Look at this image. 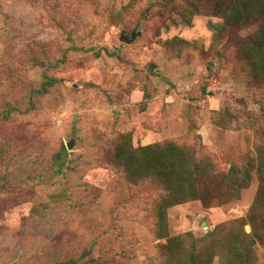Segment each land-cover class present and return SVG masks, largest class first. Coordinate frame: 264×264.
<instances>
[{"label": "rangeland", "instance_id": "rangeland-1", "mask_svg": "<svg viewBox=\"0 0 264 264\" xmlns=\"http://www.w3.org/2000/svg\"><path fill=\"white\" fill-rule=\"evenodd\" d=\"M129 3L0 0V148L10 172L28 163L27 179L13 181L17 193L0 192V264H161L167 238L201 237L247 216L258 188L264 84L246 77L234 56L253 28L216 39L229 0L202 1L190 25L165 0L122 12ZM137 31L133 43L119 42L120 33ZM44 75L56 80L53 87L29 98ZM5 105L19 110L3 118ZM126 133L134 147L174 140L208 157L215 184L232 165L246 164L250 184L227 204L196 199L169 207L167 237L159 238L161 189L132 185L108 162ZM62 146L66 176L53 178ZM57 187L66 193L61 205L33 221L32 207ZM255 250L264 264V248Z\"/></svg>", "mask_w": 264, "mask_h": 264}, {"label": "trees", "instance_id": "trees-1", "mask_svg": "<svg viewBox=\"0 0 264 264\" xmlns=\"http://www.w3.org/2000/svg\"><path fill=\"white\" fill-rule=\"evenodd\" d=\"M139 1L142 0H130L122 12ZM165 1L176 6L183 24L190 25L192 16L200 14V3L208 0ZM221 19L222 22L216 29V39H221L232 31H249L253 28V31L239 40L234 61L243 68L241 70L244 75L255 85H263L264 0H229ZM55 81L53 77L44 75V83L39 90L30 93L29 98H34L35 94L41 96L48 94ZM146 99L147 94L144 101ZM6 108L7 105L1 109L3 118L11 116L12 109L19 110L17 107ZM218 124L223 128L227 127L224 123ZM4 150V147L0 148V164L5 168L4 174L0 175V192L11 189L17 193L15 190L19 187L14 185L13 181L19 178L27 179L24 173L27 172L28 163L23 161L18 163L13 170L17 174L12 177L13 171L10 172L9 166L3 163ZM65 155L62 146L61 153L54 157L55 163L50 177L66 176L63 169ZM108 162L119 169L132 185L151 182L161 189L155 206L159 238L167 237L166 210L169 207L196 199L201 200L204 205L214 200L218 205L227 204L237 199L239 192L246 188L251 180L250 166L241 164L232 165L223 179L215 184L210 177L214 164L208 157H199L191 148L179 145L174 140L134 147L131 133L123 134L117 139L109 153ZM256 162L258 188L247 216L217 225L201 237L186 232L167 238L168 249L166 253L161 254V264H259L260 259L255 249L257 246L264 248V138L260 139L257 145ZM53 183L57 184L56 181ZM64 196H66L64 189L58 191L57 187L47 199L32 207L30 211L32 220L42 221L48 218V213L61 205ZM246 225L251 228L249 233L244 230Z\"/></svg>", "mask_w": 264, "mask_h": 264}, {"label": "water", "instance_id": "water-1", "mask_svg": "<svg viewBox=\"0 0 264 264\" xmlns=\"http://www.w3.org/2000/svg\"><path fill=\"white\" fill-rule=\"evenodd\" d=\"M139 35H140L139 31L132 32L129 35H126L125 32H122V33H120L119 42L122 44H125V45H129V44L133 43L138 38ZM73 145H74V141H73V139H71L69 142H67L65 144V147L68 151H70L72 149Z\"/></svg>", "mask_w": 264, "mask_h": 264}]
</instances>
